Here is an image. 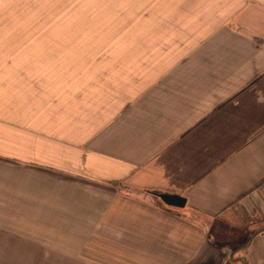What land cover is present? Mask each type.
I'll use <instances>...</instances> for the list:
<instances>
[{"label":"crops","instance_id":"1","mask_svg":"<svg viewBox=\"0 0 264 264\" xmlns=\"http://www.w3.org/2000/svg\"><path fill=\"white\" fill-rule=\"evenodd\" d=\"M171 3L125 58L0 53V264H264V0Z\"/></svg>","mask_w":264,"mask_h":264},{"label":"rangeland","instance_id":"2","mask_svg":"<svg viewBox=\"0 0 264 264\" xmlns=\"http://www.w3.org/2000/svg\"><path fill=\"white\" fill-rule=\"evenodd\" d=\"M175 6L163 11L157 0H0V53L20 48L38 59L67 58L69 63L80 57L125 58L134 52L131 45L156 43L159 36L180 41L182 27L204 21L188 18L194 11L184 6L180 14L186 17L177 15ZM160 30L169 33L160 35Z\"/></svg>","mask_w":264,"mask_h":264},{"label":"water","instance_id":"3","mask_svg":"<svg viewBox=\"0 0 264 264\" xmlns=\"http://www.w3.org/2000/svg\"><path fill=\"white\" fill-rule=\"evenodd\" d=\"M159 197L168 205L183 207L186 204V198L176 194H159Z\"/></svg>","mask_w":264,"mask_h":264}]
</instances>
